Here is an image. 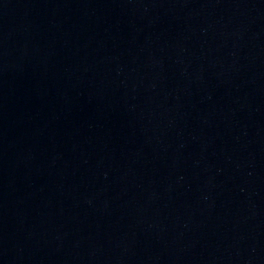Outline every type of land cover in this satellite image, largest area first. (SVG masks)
<instances>
[{"label": "water", "instance_id": "95a60500", "mask_svg": "<svg viewBox=\"0 0 264 264\" xmlns=\"http://www.w3.org/2000/svg\"><path fill=\"white\" fill-rule=\"evenodd\" d=\"M0 264H264V0H0Z\"/></svg>", "mask_w": 264, "mask_h": 264}]
</instances>
